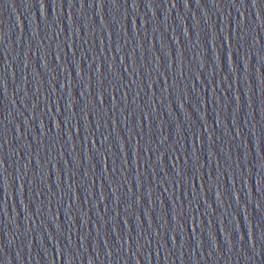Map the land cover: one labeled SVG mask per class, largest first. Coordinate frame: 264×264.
<instances>
[{"label": "water", "instance_id": "1", "mask_svg": "<svg viewBox=\"0 0 264 264\" xmlns=\"http://www.w3.org/2000/svg\"><path fill=\"white\" fill-rule=\"evenodd\" d=\"M0 264H264V0H0Z\"/></svg>", "mask_w": 264, "mask_h": 264}]
</instances>
